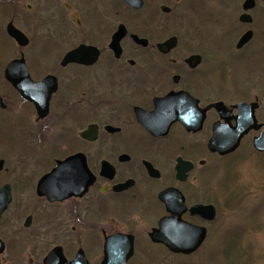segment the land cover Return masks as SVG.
Instances as JSON below:
<instances>
[{
	"label": "flooded vegetation",
	"instance_id": "1",
	"mask_svg": "<svg viewBox=\"0 0 264 264\" xmlns=\"http://www.w3.org/2000/svg\"><path fill=\"white\" fill-rule=\"evenodd\" d=\"M206 4L219 14L205 15ZM3 17L5 33L19 49L13 60L24 59L26 67L13 68L15 76L8 77L11 60L3 72L0 188L6 192L0 200L9 194L11 203L0 226L27 234L19 240L35 245L27 244L28 256L48 251L28 264H43L54 249L64 264L80 251L91 264L89 252L101 251L100 264L107 239L120 234L134 240L127 264L138 251L141 259L155 248L169 252L150 234L172 211L182 213L185 225L206 229L197 252L212 246L219 191L226 201L245 197L244 191L233 194V173L216 187L214 161L234 156L247 140L264 155L253 147L264 128L256 92L260 67L243 56L251 41L264 42L263 0L247 6L240 0L235 11L217 0H0ZM203 20L212 23V32L223 30L221 21L235 20L227 27L236 50L201 52ZM10 25L26 45L9 35ZM248 33L251 39L238 48ZM32 43L28 60L24 50ZM218 103L220 109L213 107ZM241 104L256 105L263 128L250 131L232 153L212 152L215 124L236 127ZM198 206H214L216 220L195 213Z\"/></svg>",
	"mask_w": 264,
	"mask_h": 264
},
{
	"label": "rangeland",
	"instance_id": "2",
	"mask_svg": "<svg viewBox=\"0 0 264 264\" xmlns=\"http://www.w3.org/2000/svg\"><path fill=\"white\" fill-rule=\"evenodd\" d=\"M217 1L228 2L234 11L240 2V0ZM202 2H207V0H202ZM202 10L205 15L219 14L217 7L212 6V4L204 5ZM227 16H230V14ZM6 19V17L0 19V26H3V33L0 31V96L4 95V87L2 86L4 83V69L19 54L17 45L5 33V23L3 21ZM234 21L224 22L223 20L221 21L223 30L221 31V28L217 27L212 32V23L203 20L202 24H198L200 33L198 49L203 53L208 52V54L214 51L217 55L235 51L237 41H232L235 38H232V30L229 31L227 27ZM237 21L238 19H236V23H238ZM234 33L236 34V32ZM222 35L227 38L231 37V40L228 42L221 37ZM212 36H220L221 39L216 38L213 40ZM32 48L33 43L24 50L28 60L32 59V54L30 55ZM243 53V56L258 60V66L260 67L258 75L261 79L257 87L259 91L256 92L261 94V103L264 109V42H259L258 38L254 39L246 46ZM249 91L251 92V87ZM1 120L0 115V134L3 132ZM261 121L264 122V110L261 112ZM214 163L218 164L220 170L216 178V181H218L216 187L220 189L219 187L225 185L227 177L233 173V177L236 175L234 183L237 185V189L231 191L233 194L244 191L245 197L242 202H233L235 196H231L232 200L226 201L227 198L224 197V193L219 191L216 197L218 201L215 200V204L220 210L218 209L219 216L212 226V246L205 247L190 257L173 255L166 250L155 248L151 250L148 257L141 259L140 251H138L134 264L143 261L145 264H264V155L256 154L253 151L251 140H247L234 156L223 161L215 160ZM233 177L232 180H234ZM220 180L224 181L220 183ZM17 231L12 226H0V238L7 244L5 252L0 254V264H28L27 260L32 257L42 260L48 251L45 250L42 254L35 251L31 256H28L32 251L26 249L27 244L30 248L35 245L31 240L22 244L19 236L27 234L17 236ZM235 232L242 233L241 235H233V238L240 235L233 241L231 233ZM220 240L223 243H220ZM101 257V251L89 252L91 264H99Z\"/></svg>",
	"mask_w": 264,
	"mask_h": 264
},
{
	"label": "water",
	"instance_id": "3",
	"mask_svg": "<svg viewBox=\"0 0 264 264\" xmlns=\"http://www.w3.org/2000/svg\"><path fill=\"white\" fill-rule=\"evenodd\" d=\"M255 0H246V6L251 5ZM142 3V2H141ZM248 9V8H246ZM8 33L11 35L20 45L27 44L25 37L22 33L16 30L12 25L8 27ZM251 39V33L246 34L239 42L238 48L243 47ZM81 52L80 48L70 53L67 56H75ZM26 67L24 59L14 60L8 64L7 75L8 77H14V73L11 72L13 68ZM19 74V73H16ZM26 75V72H22ZM15 87L21 91L17 82L13 81ZM1 106V98H0ZM221 104H215L214 107L220 109ZM256 105L241 104L238 106L239 114L236 118V127H232L229 123L225 125L215 124L213 130V136L209 143V147L212 152H218L220 155H226L234 152L241 143V140L251 130H260L263 125L257 123L255 117ZM254 148L259 152H264V129L259 136L254 138ZM6 192V188H0V195ZM162 194V200L169 205L168 195ZM11 203V197L8 194L5 199L0 200V217L4 213L9 204ZM195 213L207 216V219L214 221L216 218V209L212 207L198 206L195 207ZM182 213L172 211L171 217H166L160 221V227L155 229L150 235L152 241L155 243L165 245L170 252L174 254L190 255L196 252L202 245L206 238V229L198 228L192 225H185L181 219ZM192 234V239H183L182 234ZM104 259L101 264H127L134 254V240L133 237L127 235H116L107 239L104 248ZM5 251V244L0 240V254ZM61 259V260H59ZM64 257H58V251L53 250L44 260V264H64ZM68 264H89L83 251H80L76 258Z\"/></svg>",
	"mask_w": 264,
	"mask_h": 264
}]
</instances>
